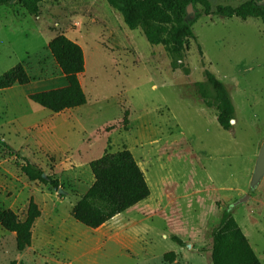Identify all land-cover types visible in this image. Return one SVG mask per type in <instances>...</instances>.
I'll list each match as a JSON object with an SVG mask.
<instances>
[{
    "label": "rangeland",
    "instance_id": "rangeland-1",
    "mask_svg": "<svg viewBox=\"0 0 264 264\" xmlns=\"http://www.w3.org/2000/svg\"><path fill=\"white\" fill-rule=\"evenodd\" d=\"M210 1L216 9L249 0ZM193 31L185 73L105 0L43 1L38 14L18 1L0 7V76L22 64L31 77L0 90V138L22 157L0 142V208L25 220L33 201L42 213L24 252L0 226V264H212L213 233L227 210L264 264V178L251 188L264 145V25L202 15ZM60 35L84 50L79 82L88 102L54 114L31 96L68 85L49 50ZM206 71L235 107L229 131L198 92ZM123 150L151 196L103 228H87L72 210L94 183L90 163ZM24 158L59 187L30 181Z\"/></svg>",
    "mask_w": 264,
    "mask_h": 264
},
{
    "label": "trees",
    "instance_id": "trees-1",
    "mask_svg": "<svg viewBox=\"0 0 264 264\" xmlns=\"http://www.w3.org/2000/svg\"><path fill=\"white\" fill-rule=\"evenodd\" d=\"M21 2L31 13H39V5L49 0H0V7ZM108 5L121 14L125 25L131 31L141 30L152 46H163L171 58L174 70L184 65L189 40L196 39L193 25L202 15L222 18L260 19L264 25L263 0H249L238 7L220 5L213 8L210 0H105ZM189 7L195 12L193 19ZM49 50L57 65L66 77L68 85L64 88L45 91L31 96V100L54 114L74 110L88 102L79 82V75L86 69L83 48L65 35H60L49 44ZM201 52V48L199 47ZM207 83H198L202 100L209 108H216L217 121L223 130L232 128L235 107L224 85L211 72L206 71ZM31 84V77L22 64L0 76V90ZM0 142L4 141L0 138ZM12 156L21 155L9 145L4 144ZM22 171L32 182L59 187V182L45 175L44 171L24 158ZM94 183L87 193L75 204L73 218L87 228L97 230L118 215L126 213L151 196L145 173L128 150L106 154L90 163ZM42 213L38 205L30 203L26 219L11 209L0 208V226L16 234L17 250L24 252L32 246L33 227ZM173 240L180 245L182 241ZM212 264H263L253 249L248 237L230 211L223 213L218 228L213 233L211 251ZM171 262L174 253L165 255Z\"/></svg>",
    "mask_w": 264,
    "mask_h": 264
},
{
    "label": "water",
    "instance_id": "water-1",
    "mask_svg": "<svg viewBox=\"0 0 264 264\" xmlns=\"http://www.w3.org/2000/svg\"><path fill=\"white\" fill-rule=\"evenodd\" d=\"M191 10H192V7H189L188 13H190ZM263 178H264V145L259 153V156L256 162L255 171H254V175H253V179L251 183V188L255 189L260 184ZM59 192L63 193L61 189H59ZM248 199H249V196L242 199L238 204L245 203Z\"/></svg>",
    "mask_w": 264,
    "mask_h": 264
},
{
    "label": "crops",
    "instance_id": "crops-1",
    "mask_svg": "<svg viewBox=\"0 0 264 264\" xmlns=\"http://www.w3.org/2000/svg\"><path fill=\"white\" fill-rule=\"evenodd\" d=\"M70 39V38H69ZM72 40V39H71ZM73 41V40H72ZM74 42H76V41H74ZM77 44H79L78 42H76ZM80 45V44H79ZM81 46V45H80ZM82 47V46H81ZM85 74V72L83 73V74H81V75H84ZM81 75H79V76H81ZM82 78V77H81ZM13 88V87H12ZM106 225V224H105Z\"/></svg>",
    "mask_w": 264,
    "mask_h": 264
},
{
    "label": "bare ground",
    "instance_id": "bare-ground-1",
    "mask_svg": "<svg viewBox=\"0 0 264 264\" xmlns=\"http://www.w3.org/2000/svg\"><path fill=\"white\" fill-rule=\"evenodd\" d=\"M103 227H104V226H103ZM103 227H102V228H103ZM99 231H100V230H99Z\"/></svg>",
    "mask_w": 264,
    "mask_h": 264
}]
</instances>
